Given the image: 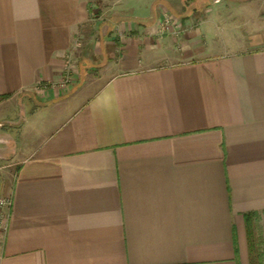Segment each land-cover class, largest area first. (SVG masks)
Here are the masks:
<instances>
[{"label":"crops","instance_id":"obj_1","mask_svg":"<svg viewBox=\"0 0 264 264\" xmlns=\"http://www.w3.org/2000/svg\"><path fill=\"white\" fill-rule=\"evenodd\" d=\"M92 1L0 0V264H264V0Z\"/></svg>","mask_w":264,"mask_h":264},{"label":"rangeland","instance_id":"obj_2","mask_svg":"<svg viewBox=\"0 0 264 264\" xmlns=\"http://www.w3.org/2000/svg\"><path fill=\"white\" fill-rule=\"evenodd\" d=\"M97 0H93L91 3H94V5L91 6L92 9V16L95 18L98 15H101V13L106 12L108 15L107 17H111V14L109 13L111 10L108 9V7L112 8L113 5L116 3L114 2V0H110V3L108 4H103V2L100 1V3L96 4ZM95 23V21H94ZM99 25H94V27H90L87 26L86 29H88L87 35L84 37H81V39L79 40L80 45H78V48L81 49H86L87 45H90L91 43L89 39L93 38V36L95 35V38L97 39V34L99 32ZM86 43V44H85ZM90 47H92V45H90ZM94 48H91V50H93ZM85 52V53H84ZM86 50L83 51L82 56H77V58L75 57L74 60H70L67 63L68 65L65 67L66 73H63V77L61 78V80L57 83H55V88L57 90H69L71 88V85H74L75 82L79 79V75H80V69L82 67V69H85L86 66L89 68V62L85 61L86 59ZM98 59H101V57H97ZM96 57L90 56L89 57V61H91L92 63H94L93 61L97 59ZM107 59V58H106ZM90 62V63H91ZM96 67V66H95ZM94 66L92 67L93 69H95V72H97V68H95ZM87 68V69H88ZM88 71V70H87ZM67 72L68 75H67ZM92 72V71H91ZM94 75H97L94 73ZM69 76L71 78V81L69 83V85L67 86L68 88H65L64 86H62V83L65 81V78ZM32 94V93H30ZM37 97L39 98L40 102H43L42 99L40 98V95L38 94V92L36 93ZM33 103V107H37L39 105V101H37V99L32 101ZM29 106H24L21 104L18 105V109H14L11 106H2V108H0V115L3 114V117H9V118H15V117H21V115H25V112L28 111ZM30 107H32V105H30ZM6 109V110H5ZM9 129H13V127L9 126ZM253 239H254V251L256 252V255H260V257L264 258V217H260L258 219V221L254 224L253 226Z\"/></svg>","mask_w":264,"mask_h":264},{"label":"built area","instance_id":"obj_3","mask_svg":"<svg viewBox=\"0 0 264 264\" xmlns=\"http://www.w3.org/2000/svg\"><path fill=\"white\" fill-rule=\"evenodd\" d=\"M172 23L177 27L178 26L180 27V24L172 17V15L168 14L162 22V28L166 29L169 26V24ZM68 73L69 72H67V75ZM70 81L71 78L67 76L65 78V81L62 83V86L68 88L67 86L69 85ZM12 204H13L12 197L10 196L0 197V242L4 240L7 234Z\"/></svg>","mask_w":264,"mask_h":264},{"label":"trees","instance_id":"obj_4","mask_svg":"<svg viewBox=\"0 0 264 264\" xmlns=\"http://www.w3.org/2000/svg\"><path fill=\"white\" fill-rule=\"evenodd\" d=\"M253 215H254L253 213L248 214L247 215V220H252L253 219Z\"/></svg>","mask_w":264,"mask_h":264}]
</instances>
